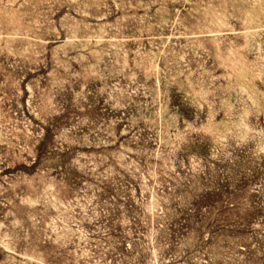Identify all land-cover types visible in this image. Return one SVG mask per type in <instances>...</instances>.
Instances as JSON below:
<instances>
[{
    "label": "rangeland",
    "instance_id": "374dc122",
    "mask_svg": "<svg viewBox=\"0 0 264 264\" xmlns=\"http://www.w3.org/2000/svg\"><path fill=\"white\" fill-rule=\"evenodd\" d=\"M0 264H264V0H0Z\"/></svg>",
    "mask_w": 264,
    "mask_h": 264
}]
</instances>
